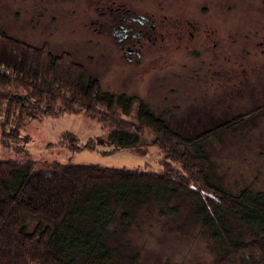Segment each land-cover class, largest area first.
<instances>
[{"label":"rangeland","instance_id":"374dc122","mask_svg":"<svg viewBox=\"0 0 264 264\" xmlns=\"http://www.w3.org/2000/svg\"><path fill=\"white\" fill-rule=\"evenodd\" d=\"M123 10L149 16L156 26L131 59L110 32L111 15ZM178 22L187 28L183 35ZM0 29L35 46L48 45L55 54L70 53L105 90L142 100L183 134L240 119L206 143L210 178L229 194L245 187L264 191V0H0ZM67 131L100 145L80 151L57 146ZM104 141L101 125L79 114L29 120L16 143L29 150L38 168L72 162L164 169L165 156L155 146L146 154L104 153L112 148ZM25 157L3 143L0 126V160ZM196 206L182 195L136 209L131 225L111 237L116 264H217L219 244L197 218ZM227 219L235 235L253 239L255 229ZM29 222L32 229L35 222Z\"/></svg>","mask_w":264,"mask_h":264},{"label":"trees","instance_id":"16d2710c","mask_svg":"<svg viewBox=\"0 0 264 264\" xmlns=\"http://www.w3.org/2000/svg\"><path fill=\"white\" fill-rule=\"evenodd\" d=\"M79 114L107 133L104 142L112 148L104 153L131 149L146 154L155 146L165 156L164 169L72 162L38 168L29 150L16 143L29 120ZM239 120L183 134L142 100L105 90L70 53L55 54L48 45L35 46L0 29L2 141L26 155L0 160V264H116L111 237L131 225L136 209L182 195L197 201V218L219 244L217 264H264V191L245 187L229 194L210 178L206 143ZM56 145L80 151L98 149L100 142L83 143L67 131ZM167 209L178 213L177 207ZM229 217L255 229L253 239L235 235L227 227Z\"/></svg>","mask_w":264,"mask_h":264},{"label":"flooded vegetation","instance_id":"af4514ba","mask_svg":"<svg viewBox=\"0 0 264 264\" xmlns=\"http://www.w3.org/2000/svg\"><path fill=\"white\" fill-rule=\"evenodd\" d=\"M111 16L113 17V22L110 32L119 42L120 47L125 50L124 55H128L129 59H131L132 55H139L143 44L153 37L150 29L156 32L154 20L149 16L137 14L135 11L129 12L128 10H123L121 13L116 12ZM178 24L181 25L180 34H185L187 28H184L180 22ZM189 24L192 25L191 22Z\"/></svg>","mask_w":264,"mask_h":264},{"label":"water","instance_id":"95a60500","mask_svg":"<svg viewBox=\"0 0 264 264\" xmlns=\"http://www.w3.org/2000/svg\"><path fill=\"white\" fill-rule=\"evenodd\" d=\"M210 196L214 197V195L210 194Z\"/></svg>","mask_w":264,"mask_h":264}]
</instances>
